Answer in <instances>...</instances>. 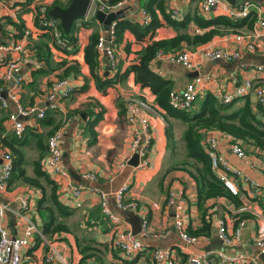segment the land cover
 <instances>
[{"label": "crops", "instance_id": "0c3cea01", "mask_svg": "<svg viewBox=\"0 0 264 264\" xmlns=\"http://www.w3.org/2000/svg\"><path fill=\"white\" fill-rule=\"evenodd\" d=\"M108 1V0H103ZM25 0L8 1L4 6L0 2V36L5 43L15 44L21 40L26 31L30 32L26 48L22 54H13L11 59L37 60L38 51L36 46L45 41L44 33L40 32L36 14L41 6L51 7L54 2L57 6L67 7L72 0H33L28 6L29 11H24ZM143 0H131L130 4L121 9L123 17L120 20H128L131 23L142 22ZM263 9V13L257 14L254 27L249 28V20H233L228 16V8L234 6L239 8L246 3V0H225L222 5L210 13L201 10L199 0H165L167 10L174 16L175 10H179L180 18L199 14L205 19H216L226 17L239 26L219 37H216L207 45L201 46L190 52L197 53L195 62L198 70L190 71L201 75H210L214 83L203 90L197 98L189 114L199 111L202 101L209 94L217 96L218 93H231L246 79L252 80L256 86L264 87V27L260 25V18L264 19V5L259 0H250ZM52 8H50L51 10ZM99 11L97 5L91 7L86 18L75 23L74 36L77 38L75 45L61 49L55 46L51 37L50 50L45 48L40 54L41 62L39 66L25 63L21 72L24 84L19 90V97L25 107L38 105L45 108L48 102L46 97L52 82L63 76L64 71L69 66H79L71 71L65 79H69L73 85V93L66 100L59 111H48L44 120L37 121L30 117L25 119L26 134L24 140L18 143L16 148L25 159L26 171L29 176L35 175L34 161H38L42 155L43 148L47 149V140L57 129H62L63 138L60 142L62 150V165L69 174L68 180H59L44 167L58 186V197L60 202L69 209L70 215L61 220L65 222L71 230V234L62 236V239L51 240L48 237L36 235L30 246L23 250V256L33 262V264H47L46 255L51 248L60 252L67 264H79L82 258L81 246L93 243V247L102 251L98 257L88 259L85 264H152L151 254L158 248H169L176 257L177 264H191L190 258L193 255H201L206 251L214 250L220 246L221 240L218 237L219 221H225L228 232L232 233L235 225L240 220H246V227L241 240L233 246L227 247L223 244V249L227 254H243L251 259L260 256V249L256 239L264 231V220L259 214L264 216V150L254 147L244 146L247 151L248 160L242 161L226 151L224 147L226 139L233 141V138L218 131L215 135L221 139L222 147L220 151L225 154L228 162L244 175L257 180L261 186L260 196L251 198L244 190L245 185L240 180H236L242 189L238 197L242 202V207L246 206L250 210L236 214V206L227 199H218L217 214L215 215V225L212 235L203 236L201 243L195 246H187L180 238L172 225L173 209L168 207L167 199L170 191L174 190L182 194L186 199L185 226L190 235L192 232L201 229L202 219L197 205V188L194 179L184 170H173L175 160L179 157L177 149H180V156L186 157V146L183 142V135L186 125L180 119L170 118V123L174 129V146H171L167 139L166 130L168 123L162 117L150 116L151 132L154 140L148 155V165L142 168L123 166L131 157V142L134 136L135 127L127 121L126 115L120 112L125 108V99L129 95L141 97L155 106V97L148 89H141L134 82L131 74L127 80L117 83L109 88L106 93L100 92L90 75V70L84 61V50L89 44L90 36L93 32L108 35L111 31L105 30L104 26L97 20L96 14ZM118 12V11H117ZM115 12V13H117ZM24 23L23 32L18 26ZM60 23V22H59ZM85 24V25H84ZM61 25V24H60ZM112 27V26H111ZM191 33H203L197 25H190ZM177 35L174 28L164 26L157 30L154 40L169 39ZM237 36L249 37L256 46V50H247L245 42L237 41ZM148 38L144 43H138L135 35L126 30L119 49L116 50L118 56L117 69H110L105 57L100 56L99 74L102 78L113 79L119 72H125L135 61L138 53L151 42ZM224 49L230 51H240L241 57L232 62L213 61L202 55V50ZM76 50V51H75ZM129 51V52H128ZM188 51V50H187ZM51 55L45 58V54ZM49 59V62L46 61ZM8 61L0 62V89L2 92L10 90L9 85L3 81L5 64ZM67 62L64 67H57V64ZM160 62V63H159ZM74 66V67H75ZM155 73L164 79L171 81L173 90H183L192 78L183 72V66L168 61L157 60L153 64ZM250 100L257 117L264 122V110L258 105L254 94H249L235 102L237 107L243 106L246 100ZM126 110V109H125ZM16 112L15 104L10 102V109H0V135L8 142H11L15 135L10 130L8 121L9 114ZM102 114V119L96 124V140L88 132V124L95 119V115ZM179 131L181 133H179ZM6 151H11L7 145L0 144V174L2 155ZM46 157V155H45ZM86 172L96 173L99 181L94 185L97 190H101L109 195V208L111 213L121 220V228H138L142 215L146 214L149 220V236L138 238L144 244L141 255L132 259L125 258L121 252L113 245L116 224L107 217L100 204V196L97 192L84 191L79 198H74L67 188L70 182L78 183L81 174ZM124 185H128L125 194L126 201H136L140 208L137 211H121L118 209L115 193ZM42 191L29 187L20 181L11 186L5 194H0V201L7 206L5 216V226L12 237H19L23 234L24 223L18 217L21 207V199H26L30 205V214L33 221L38 225L40 231L44 225L39 210L38 203L42 199ZM42 232V231H41ZM157 235V236H154ZM40 243V244H39ZM51 264H62L54 261Z\"/></svg>", "mask_w": 264, "mask_h": 264}, {"label": "built area", "instance_id": "2783aa9c", "mask_svg": "<svg viewBox=\"0 0 264 264\" xmlns=\"http://www.w3.org/2000/svg\"><path fill=\"white\" fill-rule=\"evenodd\" d=\"M8 1L14 0H0V2L6 6ZM17 1V0H16ZM91 7L97 5L99 10L109 14L117 12L126 8L131 0H122L115 5H109L104 3L103 0H90ZM195 1V0H188ZM201 2V10L204 13H210L217 9L224 3L225 0H199ZM91 9V8H90ZM50 8L47 6L39 7L36 14V21L40 32L49 34L56 47L65 49L68 48V41L63 36L62 29L58 20L52 18L49 15ZM251 11H256L258 15L263 13L262 7L246 2L243 6L236 8L230 6L228 8V16L233 20H242L249 16ZM175 18H180L179 10L174 12ZM256 14V16H257ZM142 24L145 26L151 22V16L142 10ZM260 25L264 27V19L260 18ZM116 25H112L111 31L108 35L101 34L97 45L98 52L101 57H105L110 69H117L118 61L116 58ZM30 32L26 31L23 38L15 44H8L2 40L0 36V62L8 61L5 64L3 73V81L12 85V88L8 90V99H4L0 96V109L9 110L10 102L15 104L16 112H11L8 116L10 123V130L18 140H24L26 134V124L24 118H34L35 120H44L48 111H59L66 100H68L73 93V85L69 79H56L52 82L46 101L48 102L45 108L38 105H32L25 107L18 95L24 84V78L21 75L23 66L25 63H30L35 66H39L40 63L37 60H28L21 58L20 60L11 59L8 57L13 54H22L26 48L27 40ZM237 41L245 42L247 50H256V46L252 39L244 36H237ZM202 55L213 61H226L232 62L238 60L241 57L240 51H230L224 49H210L205 48L202 50ZM197 53L185 51L179 53H164L159 52L157 54V60H165L174 64L183 66L184 68L194 71L198 70L196 65ZM260 71H264V68H259ZM199 74V73H198ZM214 83V79L210 75H201L192 79L190 83L183 90H173L169 96L170 107L179 112H188L193 109L194 104L201 94V92L207 89ZM2 89H0V93ZM249 94H254L258 105L264 110V87L256 86V84L246 79L231 93H218L216 99L222 105H228L244 98ZM125 109L127 111V121L130 125L135 127L134 136L131 142V157L123 166H128L129 161L135 154L139 155V166L142 168L148 165V155L154 140L151 132L150 116L162 117L161 112L141 97L129 95L125 101ZM63 138L62 129H58L48 138V154L45 160V166L49 172L59 180H68L69 174L63 168L62 165V150L60 142ZM227 141L224 145L226 151L231 153L239 160H248V154L243 146L238 142H233L225 138ZM202 145L205 151L212 159V167L229 192L239 197L242 189L236 183V180H240L241 184L245 185V191L251 198H258L261 193V186L257 180L252 179L249 176L243 174L239 169L234 168L227 160L225 154L220 151L223 146L222 141L215 135L214 131L204 132ZM14 170V156L11 151H6L2 155L1 174H0V194H5L10 189V181ZM81 179L88 184L68 182L67 188L74 198L81 197L84 191L97 192L100 196V204L103 213L111 218V220L118 227L115 230V238L113 245L118 249L121 254L127 258L132 259L138 256L144 250V244L134 234L130 228H121V220L115 217L109 208V195L101 190H97L93 184L99 181V177L96 173L86 172L80 175ZM128 191V185L122 186L116 193V203L118 209L121 211H137L140 206L136 201H126L125 194ZM20 212L18 217L24 223L23 234L19 237H12L8 233L5 226V216L7 212V206L0 201V264H33L32 261L27 260L23 256V250L30 246L33 238L38 235L44 237L40 231L38 225L33 221L30 214V205L26 199H21ZM168 207L173 209V228L179 232L181 240L187 246H195L201 243L200 237L191 236L186 231L185 226V213H186V199L182 194L172 190L168 194L167 199ZM248 207L236 208L235 213L240 214L242 212L249 211ZM260 219L264 220V216L259 214ZM142 232L141 237L149 236V220L146 214L142 215ZM246 220H240L234 227L232 233L228 232V227L225 221H219L218 225V237L227 247L236 245L242 238L243 231L246 227ZM157 236V235H154ZM257 245L260 249L259 255H264V231L260 233L256 239ZM151 258L155 264H177L176 257L169 248L155 249ZM59 261L62 264H67L62 255L55 248H51L46 255L45 261L47 264H51L54 261ZM191 264H264L260 256L254 258H247L243 254H227L224 250L219 251H206L201 255H193L190 258Z\"/></svg>", "mask_w": 264, "mask_h": 264}, {"label": "trees", "instance_id": "16d2710c", "mask_svg": "<svg viewBox=\"0 0 264 264\" xmlns=\"http://www.w3.org/2000/svg\"><path fill=\"white\" fill-rule=\"evenodd\" d=\"M32 1L33 0H25L24 4L26 7L24 11L26 13L29 11L28 6L32 4ZM120 1L122 0H108L103 2L109 5H115ZM57 5H59V3L54 2L50 8ZM142 6L146 13L151 16L152 20L149 24L144 26L142 22L131 23L128 20H120L116 23L115 27L116 50L119 49L126 30H129L135 35L138 43H144L148 38H151V42L138 53L137 61L125 72H119L113 79L109 80L106 77L105 79L102 78L99 74L100 54L97 45L100 34L98 32H93L90 36L89 44L84 50V61L90 70V75L94 79L97 89L102 93H106L109 88L127 80L128 77L133 74L135 84L141 89H148L155 97V108L161 112L163 118L168 123L166 134L171 146H174L175 138L170 118L180 119L186 125V130L182 139L186 146V158L184 162L175 163L172 169L184 170L194 179L197 188V205L201 214L202 227L192 232L190 235L195 237H207L212 235L214 229L215 215L217 214L218 208L216 201L218 199H227L233 202L237 208L242 206V202L237 196L232 195L229 190L225 188L215 174L212 167V159L202 145L203 134L208 131H218L232 137L233 140L240 143L243 148L247 146L264 150V122L255 114L250 100L247 99L241 107H237L235 102L222 105L218 102L216 97L211 94L205 97L199 111L194 114L173 110L169 104V96L173 91V84L171 81L155 73L153 64L157 61L156 57L159 52L179 53L187 50H195L209 44L216 37L224 35L227 30H235L239 25L226 17L205 19L199 14L194 16L189 15L184 18H175L167 10L165 0H143ZM38 10L39 8L37 11ZM256 17V13L254 12L249 14L247 19L249 20L250 29L254 27ZM192 23L197 25L201 30H204V32L200 34L191 33L190 25ZM164 26L174 28L177 35L169 39L154 40L157 30ZM24 28L25 25L21 22V25L18 26L19 31L22 33ZM74 31L75 25L70 34H66L62 29L63 36L68 41V47H70V45L73 47V45L77 43ZM45 38H47L45 41L36 46V50L38 51L37 60L39 62H41V52H43L45 48L50 50L49 43H51V37L49 34H46ZM50 55L51 54L47 52L45 58H49ZM46 61L49 62V59H46ZM75 64V67H67L63 76L59 79H64L71 71L79 66L78 62H75ZM66 65L67 62H61L57 64V67L61 68ZM120 114L126 115L125 108L121 110ZM101 119L102 114H97L95 115L94 121L88 124L87 130L93 138L90 142L92 144L95 142L97 136L95 126ZM20 142L21 140H18L16 137L11 142H8L0 135V144L3 143L7 145L14 156V170L10 181V188L14 183L20 181L29 187L41 190L43 197L38 203V210L44 219V225L41 230L42 234L51 240H63L64 238H62V236L72 233L70 227L61 220L70 215V211L60 202L57 183L51 178L44 167L46 160L45 155L47 156L48 154V144H46L47 149L43 148L40 159L33 162L35 175L29 176L25 168V159L15 146ZM38 238L40 239L39 236ZM77 243L82 255L79 264H85L88 259L98 257V253L102 254L101 250L92 246L93 243L84 246H81L79 241ZM139 255H141V253ZM152 264H155L153 260Z\"/></svg>", "mask_w": 264, "mask_h": 264}, {"label": "water", "instance_id": "95a60500", "mask_svg": "<svg viewBox=\"0 0 264 264\" xmlns=\"http://www.w3.org/2000/svg\"><path fill=\"white\" fill-rule=\"evenodd\" d=\"M250 0H246L249 2ZM264 5V0H259ZM91 8V1L90 0H72V2L67 7L55 6L49 11V15L58 20L61 24L62 29L66 34H70L72 31L75 23L78 20L84 19L88 16L89 11ZM119 10L117 13H105L101 10L97 11L96 18L99 22L104 26L105 30L109 31L113 22L117 21L118 19L123 17V14ZM160 63V62H159ZM183 72L186 76L194 79L199 74L190 72L188 69L183 67ZM9 88H12V85H9ZM0 96L4 99H8V90L5 92H1ZM129 166L131 167H138L139 166V155L135 154L132 159L129 161ZM78 182L88 184L87 182L83 181L81 177H79ZM140 219V226L138 228H133V232L135 235L139 236L142 232V223L143 220L141 217ZM221 245L218 248H214V250H222L223 249V242L221 241ZM261 260L264 262V255H260Z\"/></svg>", "mask_w": 264, "mask_h": 264}, {"label": "rangeland", "instance_id": "374dc122", "mask_svg": "<svg viewBox=\"0 0 264 264\" xmlns=\"http://www.w3.org/2000/svg\"><path fill=\"white\" fill-rule=\"evenodd\" d=\"M115 55H116V58L118 60V56H117L116 53H115ZM179 133H181V132L179 131ZM177 153H179V157H177V159L175 160L176 161L175 163H177V162L178 163L184 162V160H185L186 157L185 156L183 157V155L180 156V154H181L180 149H177Z\"/></svg>", "mask_w": 264, "mask_h": 264}]
</instances>
